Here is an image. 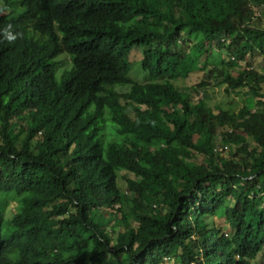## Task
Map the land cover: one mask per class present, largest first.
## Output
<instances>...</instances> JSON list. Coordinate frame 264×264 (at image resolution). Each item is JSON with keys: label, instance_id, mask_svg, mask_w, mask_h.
<instances>
[{"label": "trees", "instance_id": "16d2710c", "mask_svg": "<svg viewBox=\"0 0 264 264\" xmlns=\"http://www.w3.org/2000/svg\"><path fill=\"white\" fill-rule=\"evenodd\" d=\"M17 1L0 3V264H264V71L239 67L264 56V0ZM196 71L254 105L191 100L173 81Z\"/></svg>", "mask_w": 264, "mask_h": 264}, {"label": "rangeland", "instance_id": "374dc122", "mask_svg": "<svg viewBox=\"0 0 264 264\" xmlns=\"http://www.w3.org/2000/svg\"><path fill=\"white\" fill-rule=\"evenodd\" d=\"M3 0H0V3ZM9 3L18 5V8H20L19 2L17 0H8ZM15 11H18L15 10ZM263 22H264V15H263ZM13 36L14 39L12 41L19 43L21 41V35L18 31L13 30L10 32ZM188 42V46L191 45L194 42H197L201 38L200 33H194L190 34L186 37ZM220 51L216 49H212L213 55H216ZM227 56V53L225 50L221 51L219 55H217L212 62H209L208 65L212 66L215 65L219 62L220 59H224ZM141 57H142V48L139 46H134L131 53H130V58H129V65L130 69L128 72V76L139 83H144L150 80L149 75L143 71L141 67ZM219 58V59H218ZM59 62V70L67 66L69 64V57L66 53H62L58 56L57 58ZM250 64L252 67L259 71H264V56L261 54H256L255 56L251 57L249 55L246 56V58L239 62V67L243 68L246 65ZM202 75V71H196L191 74H189L186 78H178L175 79L174 85L176 88L179 89H185L186 92L188 93L189 97L192 99H195L198 97V95H203L204 93L207 95V104L210 107H213L214 110L216 111V108L218 106L224 107V108H232L234 110L238 109L239 107L243 105H248V106H253L254 105V97H252L249 93L246 92L245 88H238L235 91L232 92H226L224 90V85H217V86H206L203 88H196L195 83L200 79ZM127 87H117V91H124L126 90ZM115 115H120L122 113H131L130 107L127 105L125 102H121L120 106L115 107L114 109ZM244 127L247 128L250 131V134H257L258 130L251 126L248 122L243 121L242 122ZM112 121L109 117H106V124L103 126V132L104 135L106 136V139H116L119 138L118 135H116L112 128H111ZM249 139V138H248ZM252 141V140H251ZM224 156H228V150L223 151ZM124 173V171L122 172ZM130 177H133L132 174H128ZM5 206L4 208V214L6 218H10L14 211H15V206L16 202L11 198V197H6L5 201L2 200L0 202ZM219 219L221 220L222 224H226L225 220L219 216ZM261 257L258 256V259ZM115 260L111 255L108 256V260L106 262H114ZM158 264H171V262L158 259ZM192 264V263H190Z\"/></svg>", "mask_w": 264, "mask_h": 264}, {"label": "clouds", "instance_id": "9594fccd", "mask_svg": "<svg viewBox=\"0 0 264 264\" xmlns=\"http://www.w3.org/2000/svg\"><path fill=\"white\" fill-rule=\"evenodd\" d=\"M10 27V26H9ZM7 39L12 40L14 36L11 33H6ZM163 260V259H162ZM166 261V260H165ZM192 263V262H191Z\"/></svg>", "mask_w": 264, "mask_h": 264}]
</instances>
